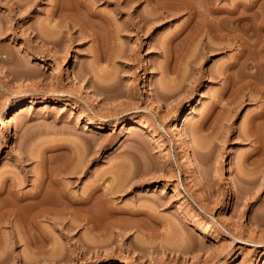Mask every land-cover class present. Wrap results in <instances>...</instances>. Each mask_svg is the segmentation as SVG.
<instances>
[{"label":"rangeland","instance_id":"obj_1","mask_svg":"<svg viewBox=\"0 0 264 264\" xmlns=\"http://www.w3.org/2000/svg\"><path fill=\"white\" fill-rule=\"evenodd\" d=\"M84 1L109 25L99 38L77 27L54 47L57 0H0V181L30 194L45 179L40 201L52 208L24 201L17 218L0 217V264H264V165L247 137L263 102L254 86L224 90L219 72L238 48L207 52L182 32L188 14L139 32L116 0ZM122 182L132 185L114 192Z\"/></svg>","mask_w":264,"mask_h":264},{"label":"bare ground","instance_id":"obj_2","mask_svg":"<svg viewBox=\"0 0 264 264\" xmlns=\"http://www.w3.org/2000/svg\"><path fill=\"white\" fill-rule=\"evenodd\" d=\"M116 1L118 3L119 10L120 8L122 9L123 6L124 8L129 9V14L131 15V17L133 16V13L136 14V17H132V20L127 23L128 28L136 29L139 32L144 31V29L150 25H155L156 23L164 19L172 18L183 13L188 14V20L186 22V26L182 29V32L191 27L190 35L192 39H199L200 41H202L200 42V44L203 43L202 46L207 52L214 54L223 52L230 48H238V53L230 58V61L225 62L222 67H220L221 69L219 70V72H221V75H224L223 77L226 79L224 90L234 88L236 90H241L242 92H244V88L242 89V87L246 88L247 86V88H253L252 86H254L257 94L255 93L253 94V96L251 95L250 99H252L254 95H257L255 96L256 98H254H260V100L263 102L260 111L254 114V116L252 117L251 127L250 129L248 128L249 131H247V137H251L255 144L253 150V155L257 158L255 159V161L258 162V164H262L263 166L264 133L255 127V125L258 124V121L262 120L264 122V8L262 6V3L259 0H232L229 6H220L217 0ZM144 2H148V4L151 5L152 9L150 12L143 13L138 10L140 5ZM132 9H134V12L130 11ZM108 23V17L106 15L99 14V12L97 13L93 9L91 4H87L84 0H57L54 6L52 22L50 24V29L52 31V40L55 45L54 47H57V42L62 36H73L72 31L76 30L77 27H80V34L84 32V35H87L86 37L90 36L91 38H95L96 36L97 38H99V35L97 34H100L99 32L101 31L103 33V27L108 26ZM80 34L79 36L82 37L83 35ZM204 37L209 39L212 38L214 39V41L210 39L206 42L202 39ZM215 39H217L218 42H215ZM33 59L35 58L33 56H30L29 60L31 61ZM235 69H238V73H233ZM22 72L23 74H25V71ZM27 72L28 71H26V73ZM30 74L32 73H29V75ZM217 74L219 77L221 76L218 72L215 76H217ZM238 85L240 86V88L236 87ZM191 113L192 111L189 110V114L185 118H188ZM183 120L184 115H178L176 118V132L177 136L180 138L183 137V133L185 131ZM256 120L258 121L256 122V124H254V121ZM88 123L92 124V122L90 121ZM203 124L201 123V125L195 126V131L202 128ZM45 182V179H41L39 183L36 184V192L23 194L20 192V186H22L21 183L9 179L1 180L0 217H9V219L7 220L10 221V215L16 216L18 215V213H20L19 206L24 201H28L31 209H39V212H43L42 210L45 211L47 209V212L51 211V206H46L45 208L41 204L42 201H40L43 195ZM131 182L118 183V185L114 187L113 191L124 192L130 188V186L132 185ZM244 182H246V180H244ZM54 186L57 190L58 195L65 198L67 192L65 188H61L62 185H60V181L54 182ZM98 187L99 186L96 185L91 191H89V193H87V195L84 196L83 200L79 202L80 206L87 208L89 204L91 205V201L92 199H94V196H96L95 194L98 191ZM40 205L45 209L42 207L41 210V208L39 207ZM89 209L90 208H88V210ZM108 210L107 211L110 212L111 217L115 215L114 210L110 208ZM86 211H84V213ZM89 214L90 218L88 215L87 217H85V219L87 218L86 222H89L91 219H93L91 218V212ZM146 215L150 219H155L152 214ZM183 215L189 218V225L198 227V235H201L202 237L212 235V229L209 226H201L200 221L192 216L190 211L185 209ZM1 221H3V219ZM1 224L2 223H0V225ZM189 238L191 239L188 247H195L194 239L191 234ZM189 238L187 237V240ZM30 240L32 241V238ZM191 243L193 245H191ZM54 254L55 258H57V253L55 252L53 253V255L51 254L52 258L54 257Z\"/></svg>","mask_w":264,"mask_h":264}]
</instances>
